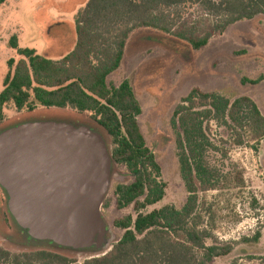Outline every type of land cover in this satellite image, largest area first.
I'll return each instance as SVG.
<instances>
[{
  "label": "trees",
  "instance_id": "1",
  "mask_svg": "<svg viewBox=\"0 0 264 264\" xmlns=\"http://www.w3.org/2000/svg\"><path fill=\"white\" fill-rule=\"evenodd\" d=\"M6 1L0 0V7ZM189 8L202 11L209 23L202 26L189 21L185 17ZM257 16H264V0H87L74 19V46L57 60L21 48L17 37H10L8 46L18 58L6 62L0 133L24 123L52 121L5 126L3 109L8 104L16 111L43 108L88 113L110 136L113 162L132 178L129 184L116 185L113 195L116 208L131 206L135 217L115 220L121 237L106 253L88 257L82 264H210L228 255L230 248H218L211 233L201 228L199 194L216 189L222 179L219 167L210 162L212 155L224 157L228 146H243L247 141L257 144L264 138V114L246 96L231 100L217 92L190 90L174 108L170 121L185 203L142 213L162 200L166 184L139 130L136 118L141 108L129 82L111 86L107 79L120 67L126 41L137 29L160 32L198 51L229 26ZM263 80L261 75L242 82ZM212 126L218 130L216 138ZM236 181L242 183L239 173ZM0 264L77 261L47 250L11 252L0 246Z\"/></svg>",
  "mask_w": 264,
  "mask_h": 264
},
{
  "label": "rangeland",
  "instance_id": "2",
  "mask_svg": "<svg viewBox=\"0 0 264 264\" xmlns=\"http://www.w3.org/2000/svg\"><path fill=\"white\" fill-rule=\"evenodd\" d=\"M86 1L7 0L3 4L0 8V91L8 71L7 60L18 58L8 46L10 37L15 35L21 48L33 49L57 60L74 46V19ZM186 13L189 21L202 26L209 23V18L196 8H189ZM261 75H264V16L229 26L198 51L154 30L137 29L130 34L120 67L107 82L111 86L123 80L129 82L141 108L136 118L139 130L166 184L162 200L144 208L142 213L164 206L179 208L185 203L186 192L179 176L170 128L173 110L181 98L193 88L217 92L231 100L246 96L264 114V80L258 84L242 82V79L254 80ZM3 114L5 126L43 119L88 126L100 133L112 154L110 136L88 113L43 108L33 112L16 111L8 104ZM212 132L216 138L217 128L212 126ZM226 150L224 157H210V162L222 172L219 185L199 194L197 213L201 217V228L211 233L218 248L224 245L230 248L228 255L214 258L210 264H260L264 258V138L257 144L247 141L243 146H228ZM238 173L241 184L236 181ZM131 181L127 170L113 163L108 192L100 209L109 246L97 254L66 251L27 239L12 221L6 197L0 189V246L11 252L21 249L52 251L75 259L77 264L88 257L102 255L123 233L113 222L127 215L135 217L131 206L117 209L113 195L116 185Z\"/></svg>",
  "mask_w": 264,
  "mask_h": 264
},
{
  "label": "water",
  "instance_id": "3",
  "mask_svg": "<svg viewBox=\"0 0 264 264\" xmlns=\"http://www.w3.org/2000/svg\"><path fill=\"white\" fill-rule=\"evenodd\" d=\"M112 154L99 132L64 121L20 124L0 133V189L27 239L66 251L109 246L101 206Z\"/></svg>",
  "mask_w": 264,
  "mask_h": 264
},
{
  "label": "crops",
  "instance_id": "4",
  "mask_svg": "<svg viewBox=\"0 0 264 264\" xmlns=\"http://www.w3.org/2000/svg\"><path fill=\"white\" fill-rule=\"evenodd\" d=\"M2 6H3V5H2ZM2 6H1V7H2ZM1 7H0V8H1Z\"/></svg>",
  "mask_w": 264,
  "mask_h": 264
}]
</instances>
